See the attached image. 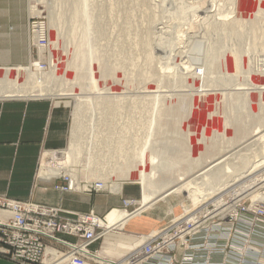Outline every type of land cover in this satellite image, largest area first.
I'll list each match as a JSON object with an SVG mask.
<instances>
[{
	"label": "rangeland",
	"instance_id": "1",
	"mask_svg": "<svg viewBox=\"0 0 264 264\" xmlns=\"http://www.w3.org/2000/svg\"><path fill=\"white\" fill-rule=\"evenodd\" d=\"M12 1V9H17L18 1ZM24 6L29 17L45 18L49 24V66L42 72L47 76L37 82L29 73L0 74V91L45 88L44 95L68 101L71 116L66 147L71 144L74 121H78L81 147L75 156L76 160L90 156L86 176L107 179L109 166L124 160L116 151L120 141L128 144H121L126 151L121 147V152L130 153L123 166L139 174L142 160L134 156L140 154L137 148L145 139L141 151L145 148L149 156L143 160L147 176L161 184L178 182L186 178L190 167L194 172L214 160L203 149L215 150L219 157L238 150L235 147L264 129V64H258L264 59V0H25ZM77 106L81 114L75 117ZM133 152L136 155L131 160ZM261 152L264 148L252 147L242 158H249L250 166L256 155H264ZM94 163L103 164V169L96 171ZM122 172L107 179L111 187L122 185L118 193H80L116 200V206L99 214L104 219L112 208L131 212L142 201L138 177ZM234 175L220 177L215 198L205 196L211 185L200 179L197 201L182 192L144 213L155 227L144 235L134 233L133 243L140 244L143 238L139 235L163 230L197 208L208 214L205 220L217 202L264 203V164L250 175ZM124 200L135 203L127 208ZM91 211L96 213L94 209L87 212ZM114 232L131 234L128 227ZM105 238L93 246L95 253L102 250ZM129 251L111 252L104 258L123 259Z\"/></svg>",
	"mask_w": 264,
	"mask_h": 264
},
{
	"label": "built area",
	"instance_id": "2",
	"mask_svg": "<svg viewBox=\"0 0 264 264\" xmlns=\"http://www.w3.org/2000/svg\"><path fill=\"white\" fill-rule=\"evenodd\" d=\"M46 26L45 18L30 21L29 31L34 45L37 44L36 53L47 45ZM60 176L64 179V184L57 186L61 192H77L69 178ZM100 184L89 193H99L96 186L101 187ZM245 202L241 200L226 216L213 219L199 233H193L196 222L178 225L188 229L189 236L185 242L170 239L166 251L161 249L163 238L149 240L145 252L151 254L144 264H264V205ZM0 209L12 212L7 222H0V254L15 263L97 262L92 249L102 237L98 225L102 217L94 211L71 212L60 206L4 196H0ZM169 227L170 232L176 229V225Z\"/></svg>",
	"mask_w": 264,
	"mask_h": 264
},
{
	"label": "crops",
	"instance_id": "3",
	"mask_svg": "<svg viewBox=\"0 0 264 264\" xmlns=\"http://www.w3.org/2000/svg\"><path fill=\"white\" fill-rule=\"evenodd\" d=\"M16 1L17 9H12V0L0 4V68L28 66L37 57L30 38L31 17L25 11V0ZM24 91V94L12 96H4L1 93L6 91H0L3 95L0 96V196L58 205L71 212L94 209L103 214L116 206L118 203L112 197L63 193L57 187L61 181L38 180L43 152L62 149L68 144L71 111L66 105L68 101H56L60 98L34 96L31 90ZM10 218L9 211L0 209V222H7ZM143 219H133L126 225L131 234L118 235L128 239L130 249L134 237H137L135 234L144 235L155 227L156 223L149 218ZM111 252L123 253L109 246L105 238L99 254L106 257L104 254ZM0 264L17 263L0 255Z\"/></svg>",
	"mask_w": 264,
	"mask_h": 264
},
{
	"label": "bare ground",
	"instance_id": "4",
	"mask_svg": "<svg viewBox=\"0 0 264 264\" xmlns=\"http://www.w3.org/2000/svg\"><path fill=\"white\" fill-rule=\"evenodd\" d=\"M261 10H262V8H261ZM33 18H31V19H33ZM46 22H47V20H46ZM218 22H220V21H218ZM225 25L227 26V24H225ZM29 26H30V22H29ZM47 26H46L47 27V45H46V47L43 50L40 49L39 51H37L38 56H37V53H36V56H37L36 59H34L31 62V64L28 65V66H23V67L21 66V67H16V68H0V74H7V73H11V72H16V73L21 75L23 73L24 74L29 73L30 76H32L34 78V80H36V81L38 80V81L41 82V81H44L46 79L45 75L47 76V74H43L42 72H45L46 69L49 66V61L46 58L47 57V55H46L47 54V50H48V47H49V24H48V22H47ZM29 33H30V31H29ZM50 37H51V39H50V44H51V40L54 39V38H52L53 34H52L51 30H50ZM30 38H31L32 45H33V47L35 49V47H37V44L34 45V40H33V37H31V34H30ZM35 51H36V49H35ZM258 64H264V59L260 60V62ZM41 65H44L45 67L41 68L40 67ZM32 71H36L38 73H34ZM35 91L38 92V93H35ZM24 92H25L24 90H13V91H6V92L1 93V94H5L4 96H6V95L12 96V95L24 94ZM31 92H34L35 94H37V95L34 94V96H38V94H40V96H41V95H44L46 92H48V90L43 88V89H40V90H38V89L37 90H32ZM62 94L63 95H73L72 93H62ZM0 96H3V95H0ZM88 97L90 98V96H88ZM84 100H83V102H85ZM157 106H159V105L157 104ZM116 107H118V106L116 105ZM154 107H156V105ZM76 113H78L79 115L81 114L80 106H77L76 109H75V113H74L75 117H76ZM151 118L153 120V117H151ZM261 122L264 123V116L261 119ZM78 123H79L78 121H74L73 128H72V134H71L72 135V137H71L72 139H71V144H70L69 147H65V148H62V149H59V150H57V149L56 150H45L43 152L42 158H41V165H40L41 167H40L39 173L37 175L38 176L37 178H38V180L41 179L43 181H49V182H51V181H61L62 184H64V179L60 176V175L63 174L64 176L69 178V180L71 181L72 185L75 186V189L77 191L76 193H89V191H91V188H93L96 184H100V183H101L100 184L101 187L100 186H96L98 188L99 192H103V191H106V190L107 191L111 190V191H115V192L118 193V191H121V189H120V186L122 187L121 184H118V183L116 184L115 183V184H113L112 187H111V185L107 184V179H110L111 177H113L114 173L116 174L117 171L118 172L124 171V175L126 174L125 176L134 177V178L138 177L139 182L141 184V188H142V201L140 202V205L138 207H136V209L134 211H131V212H128V210H123V209H119V208H112L107 213L106 218L105 219L101 218L100 221L98 222V225H100L99 229H101V233H100V235L102 236L101 238L106 236V243L109 246L115 247L118 251L123 252V253H126L127 251L130 250V245H128V242H127L128 239L127 238H125L124 236H118V235L115 234V232H114L115 229H119V228L124 229L126 227V225L133 219L144 220L143 219L145 217L143 215L144 213L151 211L159 203L167 201L168 198L170 196H172V195H177L178 193H182V192H189L190 197H192V200L193 201H197V198H198V195H199V194L197 195V193L201 192V191L198 192L199 188H200V184H199V182H197V180L201 179L203 183H204L203 180H207L208 184H210L211 186L209 188L210 191H208V193H206L205 196L214 197L213 195H217L216 193L219 192L220 188H218V187L220 186V184H219L220 181L218 182V180L220 179L221 176H224V175L226 176L228 174H233L234 175V173H235L234 177H236V176H244L243 174L250 175L253 172L254 169H256V168L258 169V167H260L261 165L263 166V164H264V155H262V154L256 155L254 160H253V162H252V165H250V166H248V162H250V159L249 158L246 159V157L242 158L243 152L250 151V149L252 147H256V148L260 147V149L264 148V146H260L261 144L262 145L264 144V129H263V130H259L257 134H255V135L251 136L250 138H248L244 143H242L239 146L235 147L238 150H233L232 149L231 153H226V154H223V155H221L219 157H215V155H216L215 154V152H216L215 150H210V149L205 150V149H203L204 154L206 156H210L211 158H213L214 159L213 161H211L207 165H203V167H201V169H199V170L197 169L194 172H193L194 168L191 170V167H190L189 168V173L187 174L186 178H182L178 182L173 181L170 184L169 183H162L161 184L159 182L152 181L147 176V174L145 172L146 170H145V167L143 165V162H144L143 160L145 159V157H149V156L144 151L145 148H144L143 151H141V149H143L144 146L146 147V145L143 146V144H142V143L146 142V140L144 139L143 140L144 142L140 143L141 147H140L139 150L137 148V151H140V154L138 152L139 155L135 154V152H136L135 150H134L135 152H133V154L131 153L132 155H130V159L131 160L133 158V155H136L134 157H138L139 156L141 158V160H142L141 168L139 169L140 173L137 174V172H135L134 170L126 169V167H128L129 165L123 166V164L125 163L126 159H129V158H125V157H127L130 153L128 152L125 155L123 154L126 151H125L124 147H122V145L125 146L127 143H125V144L120 143V142H122V141H120L121 140L120 139L119 140L120 142H117L118 143V145H117L118 148H117L116 151H120V155L118 157H122V158H124V160L123 159H121V160L119 159L121 161V162H119V160L117 159L118 162H119L118 166H116V164H117L116 163L113 166L110 165L109 166L110 168L108 167L110 170L107 169L108 173H109L107 179L105 178V180H104L102 178H99V179L90 178V176H86L85 173H84L86 170H88L87 168L90 167V161H89V160H91L90 156H89V160H85V159H81V158H78V160H76L77 156H75V152L81 147V144H80V128H79ZM152 123L153 122L150 121V124H148V125L151 126ZM150 128L151 127H149V130H150ZM147 132H146V135H147ZM145 137H143V138H145ZM122 140H124V139H122ZM119 143H120V145L121 144L122 145L120 146ZM121 147H122V150H124L123 153L121 152ZM66 148H68V149H66ZM184 148H185L184 146L181 147L182 152H183ZM92 150H94V149H92ZM71 151H72V155H71ZM90 152H92V151H90ZM95 152L96 151H94L93 155H95ZM130 152H131V150H130ZM261 153H264V152H261ZM97 155L99 156V155H101V153H98ZM117 155H118V153H117ZM113 157L114 156H112V158ZM95 163H94V167H95L96 171L103 169V167H102L103 164L101 165V167H102L101 168V167H99L100 165L97 166ZM98 167L101 168V169H98ZM116 167L117 168L119 167V169L117 170ZM245 168H247V169L244 170ZM240 170H242V173H238ZM93 173H94L93 176H95L94 170H93ZM236 173H238V174H236ZM133 175H135V176H133ZM57 177H58V179L55 180ZM230 181H232V180H230ZM225 185L228 186V184H225ZM249 185L251 186V184H249ZM226 188L227 187L225 186L223 189L222 188L221 189L224 190ZM246 191H247V189H246ZM202 192H203V190H202ZM261 197L264 199V195L263 194L261 195ZM240 201H241L240 199H235L231 203L230 202L229 203L226 202L224 204L220 203V202H217L215 204L216 208L214 210H212V212H211L212 216L209 219H205V220H204V217H207L208 214L204 215V213H203L204 210L197 212L198 211L197 210L198 208H197V209L193 210L190 213V216H188V217L185 216L184 218H180V219H177L175 222H172L173 225L171 224V227L176 225L175 231H171L170 232L171 228L169 227L170 226L169 225L167 228H165L163 230L161 229L159 231H155L154 233L148 234L145 237H143L142 235H139L138 237L141 238V239L143 238V240L141 241L140 244L137 243L138 245H135V243H134L133 246H132V249L125 255V257L123 259H119V260L106 259L101 254H99V252H98V253L95 254L96 255V259L95 260L98 261V264H144L149 259V255L151 254V253H146L145 252V245L148 244L149 240H158L159 238H163V240L160 241L161 242V249L163 251H166V249H168V244H169V240L170 239H174V240L180 241V242H185V239L189 236V233H188L189 230L181 228L178 225H180V224H182L184 222H187V221L196 222V231L193 232V233H199L204 228V226L210 225L212 223L213 219L215 220V218H217L218 216H220V217L226 216L228 214V212L231 209L235 208V206ZM132 203H135V202L131 201V200H127V203H125L126 207L129 208L128 206H131ZM252 203L253 204H255V203L264 204L263 202H256V201H254ZM223 207H225V208L222 210ZM220 209H221V211H219V212H217L216 214L213 215V213L215 211L220 210ZM224 211H226V213L223 215ZM209 236L210 235H208V237ZM89 252H90V254H92L91 251H89ZM51 264H57V262L52 261ZM85 264H93V263L91 262V260H87L85 262Z\"/></svg>",
	"mask_w": 264,
	"mask_h": 264
}]
</instances>
